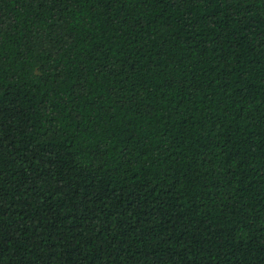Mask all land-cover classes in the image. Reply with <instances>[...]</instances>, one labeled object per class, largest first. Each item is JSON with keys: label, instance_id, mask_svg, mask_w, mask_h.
Segmentation results:
<instances>
[{"label": "trees", "instance_id": "obj_1", "mask_svg": "<svg viewBox=\"0 0 264 264\" xmlns=\"http://www.w3.org/2000/svg\"><path fill=\"white\" fill-rule=\"evenodd\" d=\"M0 264H264V0H0Z\"/></svg>", "mask_w": 264, "mask_h": 264}]
</instances>
